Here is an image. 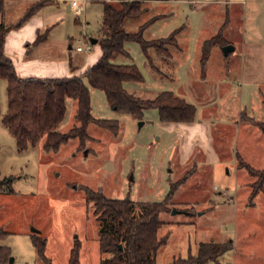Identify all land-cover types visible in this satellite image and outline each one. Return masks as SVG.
Wrapping results in <instances>:
<instances>
[{
    "label": "rangeland",
    "instance_id": "obj_1",
    "mask_svg": "<svg viewBox=\"0 0 264 264\" xmlns=\"http://www.w3.org/2000/svg\"><path fill=\"white\" fill-rule=\"evenodd\" d=\"M101 1L80 0L85 10L78 16L63 3L59 10L54 7L53 15L60 20L57 28L45 43L24 48L39 58L71 59L78 69L84 68L87 57L101 49ZM142 4L146 12L138 19H126L124 29L136 32L148 23L142 33L145 40L164 38L179 29L176 39L182 50L170 48L172 59L167 60L151 51L157 73L139 43L124 42L128 56L114 62L136 66L142 79L123 86L141 99L173 92L195 106L190 123L205 124V131L193 132L188 123H162L155 108L144 109L141 118L118 112L102 90L85 80L92 116L117 121V135L91 124L90 139L83 144L73 139L56 152H45L40 140L18 151L1 122L7 94L6 81L0 78V179H11L0 188L4 232L0 247L9 249L8 259L0 264H43L32 242V228L46 239L45 255L53 264H68L76 238L81 243L79 264H99V221L82 188L100 189L113 199L154 203L166 200L172 184L175 189L167 208L159 214L158 234L167 240L155 254L156 264L194 255L198 245L207 242H230L231 248L203 264H264V183L253 205L250 193L257 178L240 165L244 161L264 169V132L250 120L264 122V0H143ZM3 14L5 24H17L23 17V0H5ZM35 14L47 17L42 11ZM218 33L225 43L212 47L201 72L202 43ZM5 37L13 62H23V23ZM91 39L97 42L92 44ZM226 44L234 50L225 56ZM88 45V51L76 52V47ZM75 111L76 102L67 97L58 131L76 124Z\"/></svg>",
    "mask_w": 264,
    "mask_h": 264
},
{
    "label": "trees",
    "instance_id": "obj_2",
    "mask_svg": "<svg viewBox=\"0 0 264 264\" xmlns=\"http://www.w3.org/2000/svg\"><path fill=\"white\" fill-rule=\"evenodd\" d=\"M4 0H0V12ZM115 2V3H114ZM41 0L30 5L22 19L15 25L0 24V78L6 81L7 110L1 122L14 137L18 151L27 150L43 140L42 149L45 152L58 151L61 144L77 139L83 144L90 139L87 132L89 125L94 124L106 130L114 137L119 131V123L115 120L95 119L91 114L90 94L87 83L104 92L108 104L118 112H126L135 118L142 117V111L155 108L162 123H190L194 121L195 106L171 91H162L153 99H141L135 93L128 92L123 84L127 81H140L141 74L134 65L115 63L118 57H127L124 42L139 43L152 70L160 71L153 65L150 52L153 51L162 60L172 59L170 48L182 50L176 36L179 29L164 38L145 40L142 36L148 23L139 26L136 32L124 29L125 20L138 19L145 12L143 0H102V18L98 42L101 46V56L91 66L79 75L64 78L20 77L17 75L12 60L4 53L5 36L11 28H18L39 9L46 5ZM156 18V17H153ZM44 34H38L34 43H39ZM218 41V42H216ZM223 44L221 33L206 39L201 46L202 57L199 60L201 72L213 46ZM69 97L76 102V124L65 132L57 130L65 113V99ZM264 105V95H262ZM262 132L264 122L254 121ZM244 168L252 177H256V185L252 188L250 199L263 189L264 169H255L242 161ZM11 179H0V188L10 184ZM175 184L163 202H139L125 198L113 199L107 197L100 189L83 187L86 203L91 205L93 214L99 221L98 248L102 257L99 264H156L155 254L165 245L167 236H159L162 222L159 214L167 208ZM4 232L0 230V237ZM32 242L39 261L43 264H53L45 255L47 241L41 235L32 234ZM121 245V248H120ZM81 243L74 239L69 251L68 264H79ZM231 248V243H200L196 254L187 258L173 259L169 264H203L216 260ZM9 249L0 247V261H6Z\"/></svg>",
    "mask_w": 264,
    "mask_h": 264
},
{
    "label": "crops",
    "instance_id": "obj_3",
    "mask_svg": "<svg viewBox=\"0 0 264 264\" xmlns=\"http://www.w3.org/2000/svg\"><path fill=\"white\" fill-rule=\"evenodd\" d=\"M38 1H41V0H23V16L27 8L33 3L38 2ZM44 1L47 2L46 5L43 6L41 9H39L36 13L38 14V12L42 11V13L47 15V17L43 19L42 17L38 15L36 16V14H33L28 20H26L23 23V62L22 61H19L17 63L13 62L12 58L7 53L9 52V48L5 46V41H4V53L6 56H8L12 60L14 69L17 75H19L20 77H38V78L55 79V78L70 77L72 75H79L86 68L93 65L99 59V57L101 56V49H98V51L94 55H89L87 57L86 59L87 66H85L82 69L80 68L78 69V64H73L71 59L69 60V62L67 61V59H64L63 61H60V60L58 61V60H54L50 58L43 59V58H39L38 56H34L31 54V52H29V50H31L32 48L30 47V45L39 46L40 44L45 43L48 40L49 33L52 32L55 28H57L60 20L58 18L59 15L58 16L53 15L54 7L57 8V10H59L60 4L63 3L64 6L68 7L69 11H72L74 13L73 9L71 8L72 0H44ZM77 1L79 5L83 6V11H84L85 5L84 3H82L83 1L82 2H80V0H77ZM4 5H5V0L3 2V9L0 12V24L1 23L5 24V17L3 14ZM48 8H52V9H48ZM55 17H57V19ZM74 22H77V23L79 22L78 17L74 19ZM10 25H14V24H10ZM40 30H43L41 34L42 35L44 34V37L39 43L35 44L34 41L36 40L37 35L39 34ZM16 32H18V30ZM68 39L71 40L69 36H68ZM24 47H26V49H29V50H26ZM78 48H81V47L79 46L76 47V52L85 51L83 48H81V50H78ZM69 49H72L71 45L69 46ZM172 124L174 126H185L189 124L188 126H191L193 132H197L198 134H201V135L205 131V124L203 123L198 124V125L193 124V123H188V124L172 123ZM250 200H251V203L253 204L252 202L253 199H250ZM253 205H250V206H253Z\"/></svg>",
    "mask_w": 264,
    "mask_h": 264
},
{
    "label": "built area",
    "instance_id": "obj_4",
    "mask_svg": "<svg viewBox=\"0 0 264 264\" xmlns=\"http://www.w3.org/2000/svg\"><path fill=\"white\" fill-rule=\"evenodd\" d=\"M105 1H111V0H105ZM71 8L74 11L75 15H79L83 11V6L79 5L77 0H72L71 1ZM90 46L88 45L84 50L88 51ZM78 50H81V48H78Z\"/></svg>",
    "mask_w": 264,
    "mask_h": 264
},
{
    "label": "water",
    "instance_id": "obj_5",
    "mask_svg": "<svg viewBox=\"0 0 264 264\" xmlns=\"http://www.w3.org/2000/svg\"><path fill=\"white\" fill-rule=\"evenodd\" d=\"M90 42H91L92 44H94V43L97 42V39H91ZM233 50H234V47H233L232 45H230V44H226V45H224L223 48H222L223 54H224L225 56L228 55V53L231 52V51H233ZM140 124H142V122H140ZM31 232H33V233H38L39 231H38L37 229L32 228V229H31ZM120 248H121V245H120ZM11 260H12V259H10V261H11Z\"/></svg>",
    "mask_w": 264,
    "mask_h": 264
}]
</instances>
